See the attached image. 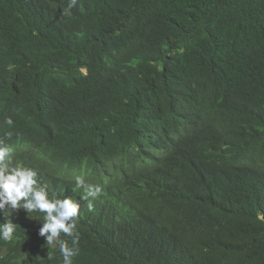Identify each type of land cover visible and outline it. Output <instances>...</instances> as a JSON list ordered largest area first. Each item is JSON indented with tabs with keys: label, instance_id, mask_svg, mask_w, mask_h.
Segmentation results:
<instances>
[{
	"label": "trees",
	"instance_id": "16d2710c",
	"mask_svg": "<svg viewBox=\"0 0 264 264\" xmlns=\"http://www.w3.org/2000/svg\"><path fill=\"white\" fill-rule=\"evenodd\" d=\"M0 140L79 203L73 264H264V0H0ZM12 219L0 264H62Z\"/></svg>",
	"mask_w": 264,
	"mask_h": 264
},
{
	"label": "clouds",
	"instance_id": "9594fccd",
	"mask_svg": "<svg viewBox=\"0 0 264 264\" xmlns=\"http://www.w3.org/2000/svg\"><path fill=\"white\" fill-rule=\"evenodd\" d=\"M12 123L9 118L7 124ZM13 153L14 149L0 140V241L12 243L17 238L18 223H14L12 217L21 210L26 214H43L38 229V235L45 241L43 245L58 243L62 264H73V257L79 253L80 238L75 219L79 215V203L69 196H50L47 186L38 182L37 171L15 162ZM75 179L78 187L86 188L88 196L94 197L102 192L101 186L86 184L83 177ZM88 209L93 210L91 202ZM8 213H11L10 218L6 215ZM61 233L71 237V245L57 239Z\"/></svg>",
	"mask_w": 264,
	"mask_h": 264
}]
</instances>
